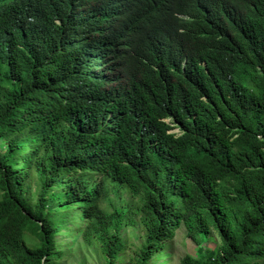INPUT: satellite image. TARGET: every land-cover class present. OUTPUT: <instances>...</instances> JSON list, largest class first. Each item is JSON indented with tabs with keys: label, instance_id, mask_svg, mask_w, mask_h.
I'll return each mask as SVG.
<instances>
[{
	"label": "trees",
	"instance_id": "16d2710c",
	"mask_svg": "<svg viewBox=\"0 0 264 264\" xmlns=\"http://www.w3.org/2000/svg\"><path fill=\"white\" fill-rule=\"evenodd\" d=\"M129 1L0 0V264H264V0Z\"/></svg>",
	"mask_w": 264,
	"mask_h": 264
},
{
	"label": "rangeland",
	"instance_id": "374dc122",
	"mask_svg": "<svg viewBox=\"0 0 264 264\" xmlns=\"http://www.w3.org/2000/svg\"><path fill=\"white\" fill-rule=\"evenodd\" d=\"M174 132L178 133L177 131ZM66 227H70V224L67 223ZM121 232L126 241V246L122 255L123 261L118 264H129L128 258L140 244L139 236L141 232L137 227H123ZM55 239L57 240V243H60L62 237L57 235ZM66 240L69 241L68 237ZM217 241L218 239L213 236L211 238H206L204 243L199 246L187 238L185 236L184 229L180 228L176 231L174 237L168 243L169 246L166 250L167 257L164 260L167 261V264H179L186 256H190L195 259L199 258L201 257L203 251H212L216 249ZM67 249L68 256L64 264H98L100 261L91 249H74L72 247Z\"/></svg>",
	"mask_w": 264,
	"mask_h": 264
},
{
	"label": "clouds",
	"instance_id": "9594fccd",
	"mask_svg": "<svg viewBox=\"0 0 264 264\" xmlns=\"http://www.w3.org/2000/svg\"><path fill=\"white\" fill-rule=\"evenodd\" d=\"M127 4L134 8L137 6L141 7L143 13L146 16L155 19L158 24L162 20L166 19L177 18L180 20H190L191 13L193 11L191 9L181 7L178 2H173L169 4V0H131ZM74 41H76L75 38ZM173 132L174 131L170 133Z\"/></svg>",
	"mask_w": 264,
	"mask_h": 264
}]
</instances>
